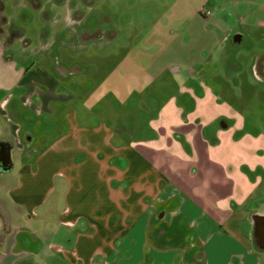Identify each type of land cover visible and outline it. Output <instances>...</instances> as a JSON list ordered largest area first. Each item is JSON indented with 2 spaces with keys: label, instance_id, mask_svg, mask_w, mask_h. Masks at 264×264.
Wrapping results in <instances>:
<instances>
[{
  "label": "rangeland",
  "instance_id": "obj_1",
  "mask_svg": "<svg viewBox=\"0 0 264 264\" xmlns=\"http://www.w3.org/2000/svg\"><path fill=\"white\" fill-rule=\"evenodd\" d=\"M37 1L3 0L4 28L24 31L6 53L33 80L58 82L54 93L73 99L27 125L34 148L88 97L97 118L123 119L125 147L208 214L226 224L240 209L261 210L264 183L251 195L248 163L264 164V0ZM19 166L9 171L12 182ZM53 185L58 211L67 182L53 176ZM7 186L0 179V200L12 203Z\"/></svg>",
  "mask_w": 264,
  "mask_h": 264
},
{
  "label": "crops",
  "instance_id": "obj_2",
  "mask_svg": "<svg viewBox=\"0 0 264 264\" xmlns=\"http://www.w3.org/2000/svg\"><path fill=\"white\" fill-rule=\"evenodd\" d=\"M0 3V147H9L0 179L12 202L0 200V264H264L256 228L257 218L264 221V203L261 210L240 209L224 224L189 189L192 196L179 195L174 181L125 147L123 119L97 118L88 97L50 128L42 149L34 148L37 137L27 125L35 115L53 114L51 104L73 97L54 93L58 82L33 80L6 53L24 31L4 28L9 22ZM16 163L18 181L12 182ZM248 175L252 195L264 183V164L249 162ZM53 176L67 182L58 211ZM241 223L248 229L242 231ZM225 225L243 235L231 236ZM178 228L184 232L176 241Z\"/></svg>",
  "mask_w": 264,
  "mask_h": 264
},
{
  "label": "flooded vegetation",
  "instance_id": "obj_3",
  "mask_svg": "<svg viewBox=\"0 0 264 264\" xmlns=\"http://www.w3.org/2000/svg\"><path fill=\"white\" fill-rule=\"evenodd\" d=\"M5 167V162H4V159H3V154H2V150H1V147H0V168H4ZM7 167V166H6ZM261 225H262V228H261ZM256 228L258 229V239L259 241L261 242H264V221L263 220H257L256 222ZM261 242V243H262ZM264 244V243H262Z\"/></svg>",
  "mask_w": 264,
  "mask_h": 264
},
{
  "label": "water",
  "instance_id": "obj_4",
  "mask_svg": "<svg viewBox=\"0 0 264 264\" xmlns=\"http://www.w3.org/2000/svg\"><path fill=\"white\" fill-rule=\"evenodd\" d=\"M3 144V143H2ZM1 145V144H0ZM3 146V145H2ZM2 154H3V159H4V162L7 163L8 162V159H9V147H3L2 149ZM258 220L261 219V218H257Z\"/></svg>",
  "mask_w": 264,
  "mask_h": 264
},
{
  "label": "clouds",
  "instance_id": "obj_5",
  "mask_svg": "<svg viewBox=\"0 0 264 264\" xmlns=\"http://www.w3.org/2000/svg\"><path fill=\"white\" fill-rule=\"evenodd\" d=\"M66 22L70 24L71 23L70 18L66 17Z\"/></svg>",
  "mask_w": 264,
  "mask_h": 264
},
{
  "label": "trees",
  "instance_id": "obj_6",
  "mask_svg": "<svg viewBox=\"0 0 264 264\" xmlns=\"http://www.w3.org/2000/svg\"><path fill=\"white\" fill-rule=\"evenodd\" d=\"M1 9H2V6H1V3H0V11H1ZM2 21H3V19H1V23H2ZM0 26H1V24H0Z\"/></svg>",
  "mask_w": 264,
  "mask_h": 264
}]
</instances>
